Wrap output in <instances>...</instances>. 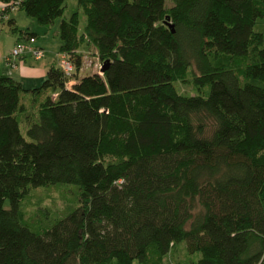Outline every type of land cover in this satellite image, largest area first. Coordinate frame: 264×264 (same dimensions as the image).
<instances>
[{
    "label": "trees",
    "instance_id": "1",
    "mask_svg": "<svg viewBox=\"0 0 264 264\" xmlns=\"http://www.w3.org/2000/svg\"><path fill=\"white\" fill-rule=\"evenodd\" d=\"M65 1L0 0L62 18L74 75L85 38L106 68L0 75V264H164L183 242L196 264H264V0H75L81 34ZM61 185L77 207L32 226L29 193Z\"/></svg>",
    "mask_w": 264,
    "mask_h": 264
},
{
    "label": "rangeland",
    "instance_id": "2",
    "mask_svg": "<svg viewBox=\"0 0 264 264\" xmlns=\"http://www.w3.org/2000/svg\"><path fill=\"white\" fill-rule=\"evenodd\" d=\"M170 5V0H166V6L168 7ZM75 12H79V33L81 34L86 22V17L75 0H66L63 18L69 19ZM9 19H15L16 25L11 26ZM61 19H57L54 25L46 27L39 25L35 19L27 16L23 10H17L8 15L2 22H0V50L2 52H0V55L4 54L2 57H5L11 51L15 39H17L21 33L35 32L40 38H42L46 32L53 30L52 28L57 26ZM254 31L264 35V18L257 21L254 26ZM86 41L87 39L85 38V42L81 45L82 53L80 54L82 55V68L72 77V80L67 85L68 87H70V83L74 79H77L78 75L83 77L92 73L102 74L101 69L98 70V67L101 64L100 60L95 54L93 46ZM193 69L194 68L192 67L191 71H193ZM11 70L12 69L6 65L4 59H1L0 75L11 74L15 79H19L18 75L12 73ZM191 77L192 75L189 73L187 77V79L190 80L189 83L178 82L176 85L178 90L183 94L197 95L199 92L191 83ZM20 80L24 85L27 84L24 80ZM208 90L209 88L207 87L205 93L208 92ZM30 107L32 108V105ZM20 130L22 135L26 138L27 125L24 122L20 124ZM77 196L78 187L75 185H61L33 190L29 193L23 204L26 219L34 227L39 229L45 228L50 224L52 219L61 217L70 209L77 207ZM199 256L198 253L193 255L188 254L186 244L183 242L175 246L165 257L164 264H196Z\"/></svg>",
    "mask_w": 264,
    "mask_h": 264
},
{
    "label": "crops",
    "instance_id": "3",
    "mask_svg": "<svg viewBox=\"0 0 264 264\" xmlns=\"http://www.w3.org/2000/svg\"><path fill=\"white\" fill-rule=\"evenodd\" d=\"M17 10L10 11L9 14H6V16L14 13ZM9 23L11 26L16 25L15 19H9ZM52 29L53 30H49V32H46L42 38H40L35 32L29 33V34H34L36 36L37 45L46 51L45 58L40 61H35L29 57L25 59H21L16 63V67L11 70L12 73L18 75L19 79H15L11 74L7 75L19 81L25 90H31V89L37 88L43 83V81L46 79V75L50 67L56 64V61H57L56 55L58 53H61L59 50L61 41L59 40V35H58V25L53 27ZM25 35H26V32L21 33V35L18 36L17 39H15L14 44L17 41L23 39ZM77 53L79 54L82 53L81 47L78 49ZM95 54H96V50H95ZM3 55H1V58H3L2 57ZM81 77L82 76L78 75L77 78H81ZM20 79L27 82V84L24 85V83ZM75 80H73L70 83V86L75 83ZM23 97H24V102L28 103L27 100L28 98L31 97V93L30 92L25 93Z\"/></svg>",
    "mask_w": 264,
    "mask_h": 264
},
{
    "label": "built area",
    "instance_id": "4",
    "mask_svg": "<svg viewBox=\"0 0 264 264\" xmlns=\"http://www.w3.org/2000/svg\"><path fill=\"white\" fill-rule=\"evenodd\" d=\"M16 2L2 3L0 2V22H2L7 16L5 11L10 8L11 11L16 10ZM46 56V51L37 45L36 37L28 36L17 41L12 47L11 51L3 58L6 62V65L11 69L16 67V63L27 57L40 61L43 60ZM57 61L55 66L58 67L67 78H72L76 72L73 60L70 55L67 53L61 52L56 55ZM82 68V67H81ZM101 69V64L98 67V70Z\"/></svg>",
    "mask_w": 264,
    "mask_h": 264
},
{
    "label": "water",
    "instance_id": "5",
    "mask_svg": "<svg viewBox=\"0 0 264 264\" xmlns=\"http://www.w3.org/2000/svg\"><path fill=\"white\" fill-rule=\"evenodd\" d=\"M105 70H106V68L105 67H102L101 68V73L103 74Z\"/></svg>",
    "mask_w": 264,
    "mask_h": 264
}]
</instances>
